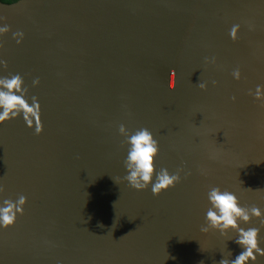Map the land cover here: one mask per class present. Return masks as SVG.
<instances>
[{"label":"water","instance_id":"1","mask_svg":"<svg viewBox=\"0 0 264 264\" xmlns=\"http://www.w3.org/2000/svg\"><path fill=\"white\" fill-rule=\"evenodd\" d=\"M0 17V77L24 78L43 121L40 135L22 115L0 125V206L27 197L0 227V264L234 259L236 232L201 227L210 186L264 213V0H0ZM120 124L147 127L157 172L183 169L180 183L159 196L130 188ZM241 227L260 228L264 249L258 220Z\"/></svg>","mask_w":264,"mask_h":264},{"label":"clouds","instance_id":"2","mask_svg":"<svg viewBox=\"0 0 264 264\" xmlns=\"http://www.w3.org/2000/svg\"><path fill=\"white\" fill-rule=\"evenodd\" d=\"M19 0H5L4 4L15 5ZM0 17V20H5ZM240 26L233 25L230 29L229 36L232 41L239 39L238 33ZM10 26L0 27V36L7 34ZM13 38L17 44L21 43L24 33L17 31L13 33ZM0 47H3L0 44ZM205 63H216V58H205ZM5 68L7 62L0 60ZM174 84L169 87L174 90L176 87V72L172 69L170 81L173 78ZM233 77L236 80L241 78L239 68L233 71ZM33 86H38L39 78L33 80ZM213 85L217 82L212 81ZM198 87L201 90H207V82H200ZM29 89L25 86L24 78L20 74H9V76L0 77V125L19 118L21 115L28 128H34V134L40 135L43 132V121L41 105L38 97L31 96L29 103ZM249 95H253L250 91ZM256 100L264 101V86L258 85L254 93ZM235 100V97H232ZM264 106V105H262ZM119 133L124 137L121 147L127 148V156L124 160V167L127 175L122 179L128 183V186L137 191H144L151 185L152 194L159 196L162 192L174 188L180 183V173L183 169H177L175 174H170L166 168L156 170V157L159 155V143L154 138L153 133L147 127H141L134 132H130L124 124H120ZM190 174V173H189ZM206 174V173H205ZM117 184L121 178L117 177ZM4 188L0 186V193ZM208 208L205 217L207 226L201 227V232L208 233L212 230H218L221 235H226L233 231L237 233L235 243L240 246L242 251L234 259L223 258L219 264H256L258 256L264 257V249L260 247L258 227H241V224H251L253 219L259 221L260 227H264V213L255 205L241 206L238 197L227 189H221L219 186H210L207 192ZM27 203V197L20 195L15 201L4 199L0 206V227L8 229L16 223L17 216L24 214V207ZM103 227L102 224L98 225Z\"/></svg>","mask_w":264,"mask_h":264},{"label":"trees","instance_id":"3","mask_svg":"<svg viewBox=\"0 0 264 264\" xmlns=\"http://www.w3.org/2000/svg\"><path fill=\"white\" fill-rule=\"evenodd\" d=\"M2 2H5V0H1Z\"/></svg>","mask_w":264,"mask_h":264}]
</instances>
